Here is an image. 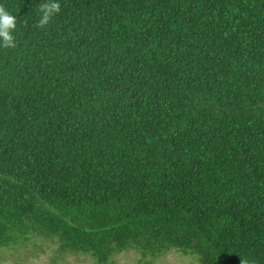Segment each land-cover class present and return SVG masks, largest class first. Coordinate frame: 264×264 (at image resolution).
Wrapping results in <instances>:
<instances>
[{
	"label": "trees",
	"instance_id": "1",
	"mask_svg": "<svg viewBox=\"0 0 264 264\" xmlns=\"http://www.w3.org/2000/svg\"><path fill=\"white\" fill-rule=\"evenodd\" d=\"M46 2L0 0V253L264 264V0Z\"/></svg>",
	"mask_w": 264,
	"mask_h": 264
},
{
	"label": "rangeland",
	"instance_id": "2",
	"mask_svg": "<svg viewBox=\"0 0 264 264\" xmlns=\"http://www.w3.org/2000/svg\"><path fill=\"white\" fill-rule=\"evenodd\" d=\"M52 257V254L46 253L41 258L33 259L29 262H21L20 258L15 256L14 253H0V264H93L92 258L86 255H70L66 257L63 263L51 262ZM116 259L118 264H197L192 258L182 256L178 253H171L163 255V257L150 260L148 258H143L135 251H130L116 256Z\"/></svg>",
	"mask_w": 264,
	"mask_h": 264
},
{
	"label": "clouds",
	"instance_id": "3",
	"mask_svg": "<svg viewBox=\"0 0 264 264\" xmlns=\"http://www.w3.org/2000/svg\"><path fill=\"white\" fill-rule=\"evenodd\" d=\"M61 11V5L57 0H48L42 3L37 8V13L40 16L38 27L46 28ZM17 27L16 18L9 11L0 6V44L4 48L15 46L13 33Z\"/></svg>",
	"mask_w": 264,
	"mask_h": 264
}]
</instances>
